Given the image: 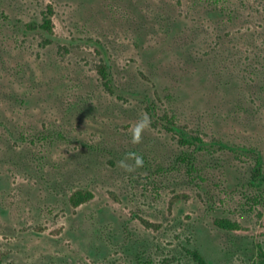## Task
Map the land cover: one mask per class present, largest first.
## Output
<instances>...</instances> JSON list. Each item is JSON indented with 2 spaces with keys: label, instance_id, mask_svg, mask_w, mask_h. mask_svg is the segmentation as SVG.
I'll return each mask as SVG.
<instances>
[{
  "label": "rangeland",
  "instance_id": "374dc122",
  "mask_svg": "<svg viewBox=\"0 0 264 264\" xmlns=\"http://www.w3.org/2000/svg\"><path fill=\"white\" fill-rule=\"evenodd\" d=\"M254 158L264 170V0H0L4 264H257ZM77 190L93 198L73 207Z\"/></svg>",
  "mask_w": 264,
  "mask_h": 264
},
{
  "label": "trees",
  "instance_id": "16d2710c",
  "mask_svg": "<svg viewBox=\"0 0 264 264\" xmlns=\"http://www.w3.org/2000/svg\"><path fill=\"white\" fill-rule=\"evenodd\" d=\"M51 16H52V8L51 6H48L46 9L43 21L39 25V28L41 30H44L45 32L49 34L52 33V29H53ZM100 75L104 82V86L106 88H109V73L107 69L102 68ZM160 120H161L160 122H161L162 128L166 132L176 136L180 144L186 145V146H193V147H197L202 144L203 141L201 137L197 134H192L188 132L185 128L179 127L176 124L174 116L164 114L162 115V118ZM180 159L182 160L183 163H185V165L188 168L190 169L193 168L189 155L182 156ZM250 183L252 187L256 188L258 198H263L264 197V170H263L262 164L260 163V160L257 158H254V164H253V168L251 170V176H250ZM92 198H93V193L91 191L77 190L70 195L69 203L73 207H78L79 205L90 201ZM215 224L217 227L224 229V230H237L239 228V225L237 223L231 222L226 219L216 220ZM187 254L190 257L192 264H208L206 259L197 250H189L187 251ZM3 256L4 254L0 252V264H4ZM256 260H257V264H264V250L261 248V246L257 247Z\"/></svg>",
  "mask_w": 264,
  "mask_h": 264
},
{
  "label": "clouds",
  "instance_id": "9594fccd",
  "mask_svg": "<svg viewBox=\"0 0 264 264\" xmlns=\"http://www.w3.org/2000/svg\"><path fill=\"white\" fill-rule=\"evenodd\" d=\"M148 124H149V120H148V118L146 116H144V117H142L139 120V122L137 124V127H146V126H148ZM121 164L124 165L125 162L124 161H121ZM135 164L136 165H142L143 164L142 158L137 157L136 160H135ZM125 166H127V165H125Z\"/></svg>",
  "mask_w": 264,
  "mask_h": 264
}]
</instances>
